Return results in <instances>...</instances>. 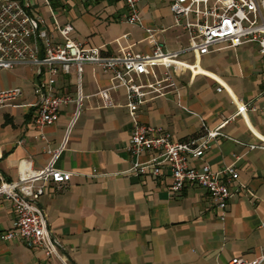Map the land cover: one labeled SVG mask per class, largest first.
Segmentation results:
<instances>
[{
	"label": "crops",
	"instance_id": "1",
	"mask_svg": "<svg viewBox=\"0 0 264 264\" xmlns=\"http://www.w3.org/2000/svg\"><path fill=\"white\" fill-rule=\"evenodd\" d=\"M171 1L140 0L139 25L124 20L128 9L122 0H50L59 20L74 25L75 38L98 47L102 55L122 48L150 54L157 42L166 51L187 46ZM32 3L33 12L43 15L54 32L45 1ZM146 27L155 30L152 37ZM180 58L206 73L197 72L199 67L178 71V87L140 104L139 121L166 129L179 141L200 138L205 129L227 121L222 130L228 137L213 139L204 155L191 157L190 163L216 169L235 163L254 196L236 192L222 211L203 187L188 185L172 194L168 167L158 177L132 173L135 157L128 147L134 123L127 92L113 88L110 74L96 65L84 67L79 114L75 102L63 104L59 120L45 128V138L34 124L37 67L0 69V89H23L12 105L0 109V183L17 179L27 161L33 169L49 164L58 149L55 167L73 173L67 184H51L38 199L64 260L0 237V264H227L264 250V148L249 147L264 144V111L237 114V102L255 100L264 87V53L254 43L237 48L222 43L208 54L188 51ZM42 73L48 75L46 68ZM57 88L78 97L75 69L59 73ZM104 89L109 99L99 95ZM16 219L12 203L0 197V235Z\"/></svg>",
	"mask_w": 264,
	"mask_h": 264
},
{
	"label": "built area",
	"instance_id": "2",
	"mask_svg": "<svg viewBox=\"0 0 264 264\" xmlns=\"http://www.w3.org/2000/svg\"><path fill=\"white\" fill-rule=\"evenodd\" d=\"M44 1L54 20V32L49 30L43 15L33 12L32 0H0V69L37 67L40 76L34 87L37 96L34 124L41 138H45V128L59 120L63 104L75 102L79 114L84 98L81 92L84 67L94 64L110 74L113 88L123 87L127 92L126 106L134 123L128 147L135 157L130 169L132 173L158 177L168 167L172 176V194L180 193L188 185L203 187L222 211L226 210L236 192L254 196L248 185L241 181L235 163L218 169L210 163L202 167L190 163L191 157L204 155L213 139L228 137L222 130L227 121L216 128L205 129L200 138L179 141L166 129L140 122L137 110L149 97L176 89L178 71H194V67H199L182 61L180 57L184 52L205 55L222 43L232 48L254 43L264 53V0H172L170 8L174 22L186 32L187 46L177 51H166L157 42L150 54L122 48L114 55H102L98 47L75 38L74 25L62 23L50 0ZM122 1L128 9L124 20L143 25L140 0ZM146 31L152 37L155 30L146 27ZM55 33L58 40H55ZM160 67L163 72L158 70ZM43 68H46L47 76L42 73ZM73 69L80 88L76 99L57 88L59 73H70ZM197 72L206 73L201 68ZM222 89L219 87L218 91ZM108 91L101 90L99 95L109 99ZM22 94L21 87L0 89V109L12 105ZM257 101H261V105ZM237 104V114L248 109L264 111V87L255 100ZM249 147L264 148V144ZM60 152L61 149L55 151L53 161L43 167L33 169L31 161H27L28 167L17 179L1 180L0 197L12 203L17 219L13 228L0 237L20 240L29 248L42 249L48 256L64 260L59 241L52 232L44 209L38 204V199L47 193L51 184L61 186L72 178V172L54 165ZM143 155L147 158L142 159ZM221 218L224 219L225 215ZM227 264H264V250L252 258L233 257Z\"/></svg>",
	"mask_w": 264,
	"mask_h": 264
}]
</instances>
